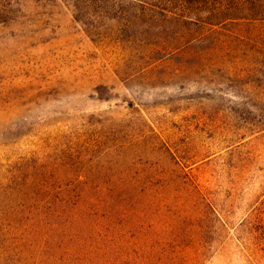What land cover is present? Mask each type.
<instances>
[{"label": "rangeland", "instance_id": "obj_1", "mask_svg": "<svg viewBox=\"0 0 264 264\" xmlns=\"http://www.w3.org/2000/svg\"><path fill=\"white\" fill-rule=\"evenodd\" d=\"M119 124L135 130L111 135ZM98 134L131 141L132 172L165 173L138 185L173 180L168 151L198 185L225 226L204 216L202 264H264V23L18 0L0 23V167L39 161L47 185L67 184L52 179L103 152L87 147Z\"/></svg>", "mask_w": 264, "mask_h": 264}, {"label": "trees", "instance_id": "obj_2", "mask_svg": "<svg viewBox=\"0 0 264 264\" xmlns=\"http://www.w3.org/2000/svg\"><path fill=\"white\" fill-rule=\"evenodd\" d=\"M127 1L189 24L264 23V0ZM17 2L0 0V23ZM107 129L119 136L135 126ZM130 144L118 137L107 146L98 134L87 147L104 151L93 158L87 150L77 155L79 171L52 179L67 182L58 186L46 184L39 161L19 158L11 171L2 165L0 264H202L207 244L211 247L202 232L204 216H213L225 229L212 204L170 151L173 180L159 188L138 185L165 173L132 172L134 159L121 151ZM259 247H264V237Z\"/></svg>", "mask_w": 264, "mask_h": 264}]
</instances>
